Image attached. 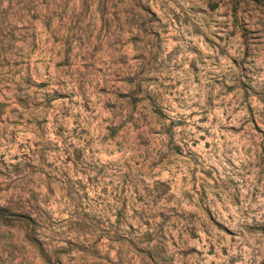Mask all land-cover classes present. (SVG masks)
<instances>
[{"label":"rangeland","instance_id":"374dc122","mask_svg":"<svg viewBox=\"0 0 264 264\" xmlns=\"http://www.w3.org/2000/svg\"><path fill=\"white\" fill-rule=\"evenodd\" d=\"M0 264H264V0H0Z\"/></svg>","mask_w":264,"mask_h":264}]
</instances>
